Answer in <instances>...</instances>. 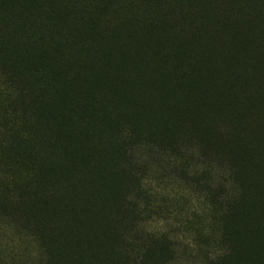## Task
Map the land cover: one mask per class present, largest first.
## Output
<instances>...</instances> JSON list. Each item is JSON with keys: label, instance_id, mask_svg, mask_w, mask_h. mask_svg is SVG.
Wrapping results in <instances>:
<instances>
[{"label": "trees", "instance_id": "trees-1", "mask_svg": "<svg viewBox=\"0 0 264 264\" xmlns=\"http://www.w3.org/2000/svg\"><path fill=\"white\" fill-rule=\"evenodd\" d=\"M0 82V212L39 264L172 263L140 227L164 167L211 206L203 264H264V0H0Z\"/></svg>", "mask_w": 264, "mask_h": 264}, {"label": "rangeland", "instance_id": "rangeland-1", "mask_svg": "<svg viewBox=\"0 0 264 264\" xmlns=\"http://www.w3.org/2000/svg\"><path fill=\"white\" fill-rule=\"evenodd\" d=\"M166 168L145 180L154 206L149 216L144 213L140 227L146 233L167 234L171 238L176 258L170 264H203L207 257L217 256L222 251L215 240L218 233L212 221L211 206L202 194L185 183L165 178ZM7 197H11V193L1 181L0 201ZM13 218L0 212V264H39L44 256L39 241L23 228L18 214Z\"/></svg>", "mask_w": 264, "mask_h": 264}]
</instances>
